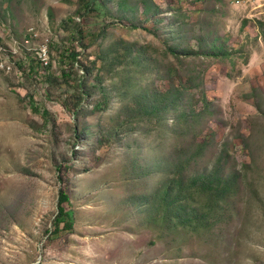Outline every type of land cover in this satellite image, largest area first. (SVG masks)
Here are the masks:
<instances>
[{"label": "rangeland", "instance_id": "1", "mask_svg": "<svg viewBox=\"0 0 264 264\" xmlns=\"http://www.w3.org/2000/svg\"><path fill=\"white\" fill-rule=\"evenodd\" d=\"M88 1L0 0V264H264V0Z\"/></svg>", "mask_w": 264, "mask_h": 264}, {"label": "trees", "instance_id": "2", "mask_svg": "<svg viewBox=\"0 0 264 264\" xmlns=\"http://www.w3.org/2000/svg\"><path fill=\"white\" fill-rule=\"evenodd\" d=\"M88 7L95 8L98 5L97 0H89L87 2ZM92 31H89L91 33ZM97 36V35H94ZM71 57L73 59H76L77 53L73 52L71 54ZM66 171L62 170L61 166L58 167V173H59V180L63 181V175L62 174H69L68 170ZM64 171V173H63ZM70 195L66 188H61L58 195V213L54 220V226L55 229L52 232L53 235L61 236L66 234H71L74 230V222L72 215L70 211H68L65 207L66 204H70Z\"/></svg>", "mask_w": 264, "mask_h": 264}]
</instances>
